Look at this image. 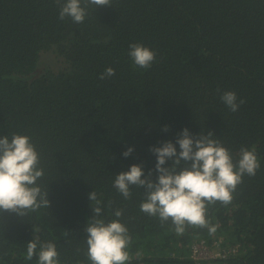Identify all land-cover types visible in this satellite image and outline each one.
Listing matches in <instances>:
<instances>
[{"label": "trees", "instance_id": "obj_1", "mask_svg": "<svg viewBox=\"0 0 264 264\" xmlns=\"http://www.w3.org/2000/svg\"><path fill=\"white\" fill-rule=\"evenodd\" d=\"M110 3L90 5L74 23L59 19L56 0H0V138L30 137L44 172L36 186L49 201L24 217L0 212V264H39V247L27 259L32 240L54 243L60 264H91L84 229L95 207L106 223L122 210L126 264H264V0ZM131 43L155 52L150 69L134 64ZM109 67L115 75L99 79ZM224 91L245 101L237 112L221 101ZM185 128L213 132L234 163L242 147L260 163L231 203L206 204L215 232L186 226L177 234L170 220L140 210L143 188L130 186L124 199L113 186L133 164L154 170L149 149L175 143ZM92 191L99 204L88 199ZM196 241L239 251L196 261Z\"/></svg>", "mask_w": 264, "mask_h": 264}, {"label": "clouds", "instance_id": "obj_2", "mask_svg": "<svg viewBox=\"0 0 264 264\" xmlns=\"http://www.w3.org/2000/svg\"><path fill=\"white\" fill-rule=\"evenodd\" d=\"M56 3L60 8L59 19L70 17L74 23H83L90 5L96 8L111 6L110 0H56ZM128 55L137 67L145 70L151 68L156 56L140 43H131ZM114 75L115 70L109 67L99 79ZM220 99L233 113L245 103L242 99L238 103L232 91L222 92ZM163 131L167 132L168 127ZM133 151L134 148L129 147L122 155L127 158ZM149 151L156 157L154 170L145 174L142 164H133L115 176L113 186L124 199L132 195L130 186L143 188L145 199L140 210L149 216H158L161 222L170 220L177 234H183L186 226L207 227L215 232V227H210L206 220V204L231 203L232 193L243 176H255L260 167L255 152L246 147L240 149L239 159L234 163L229 150L211 131L207 135L203 132L193 135L185 128L177 135L175 143L165 141ZM169 161L171 166L165 167ZM182 161L185 166L179 167ZM39 164V155L30 137L13 133L10 139L9 136L0 138V212L24 217L29 211L48 207V195L42 194L36 186L37 180L44 175ZM88 199L99 204L95 191L89 193ZM92 210L94 215L84 229L87 259L91 264H126L130 259L127 249L131 237L120 222L122 210H116L117 219L107 223L97 218L101 215L100 207ZM38 247L39 264H60L56 246L51 242L32 240L27 243L28 260L37 254Z\"/></svg>", "mask_w": 264, "mask_h": 264}, {"label": "built area", "instance_id": "obj_3", "mask_svg": "<svg viewBox=\"0 0 264 264\" xmlns=\"http://www.w3.org/2000/svg\"><path fill=\"white\" fill-rule=\"evenodd\" d=\"M221 242V240H220ZM214 247H220L218 241L214 245H208L205 241H196L191 247V258L196 261L227 260L234 257L239 251L238 246H223L220 250H214Z\"/></svg>", "mask_w": 264, "mask_h": 264}]
</instances>
